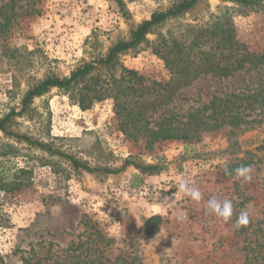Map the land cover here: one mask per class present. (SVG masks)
Here are the masks:
<instances>
[{
  "label": "rangeland",
  "instance_id": "obj_1",
  "mask_svg": "<svg viewBox=\"0 0 264 264\" xmlns=\"http://www.w3.org/2000/svg\"><path fill=\"white\" fill-rule=\"evenodd\" d=\"M19 1L20 13L31 14L21 16L0 43V117L18 105L30 86L47 75L68 76L104 56L151 13L165 10L175 0H123L124 11L115 0ZM222 6L233 8L237 39L249 52L264 53V8L203 0L161 31L205 21ZM146 38L148 44H142L137 54L123 55L116 67L98 70L101 79H118L126 68L142 76L145 84L167 82L170 74L151 50L156 36ZM259 81H264V69L243 70L227 78L201 75L177 91L169 104L149 111L150 121L170 115L185 121L213 98L253 88ZM30 114L33 120L17 118L11 128L20 137L0 133V264L54 260L71 241L79 240L83 216L97 221L102 232L115 240L113 256L136 254L132 264H242L240 249L249 231L264 218V114L248 118L256 122L232 139L236 145L230 144L229 128L224 126L196 139L161 141L150 148L120 131L111 98L81 110L68 94L52 89L34 99ZM26 139L53 143L92 167L119 169L129 160L157 165L160 171L145 176L132 165L115 175L74 171L66 161ZM246 151L252 160L251 181L223 176L225 166ZM181 179L199 188L200 201L178 191ZM212 196L232 200L231 220L206 213ZM244 209L249 210L253 226L239 233L235 222ZM154 215L162 218L160 230L145 236L140 232L143 220ZM51 260L45 264H52Z\"/></svg>",
  "mask_w": 264,
  "mask_h": 264
},
{
  "label": "trees",
  "instance_id": "obj_2",
  "mask_svg": "<svg viewBox=\"0 0 264 264\" xmlns=\"http://www.w3.org/2000/svg\"><path fill=\"white\" fill-rule=\"evenodd\" d=\"M201 1L203 0H175L165 10L151 13L147 20L130 30L126 39L114 43L104 56L84 63L68 76L47 75L37 84L30 86L18 105L0 117V133L20 137L11 129L16 119L29 116L30 120H33L30 113L34 99L57 89L68 94L69 99L81 110H87L95 103L111 98L120 131L130 138L143 140L147 148L161 141L196 139L202 132L224 126L229 128L227 134L230 144L236 145V141L232 139L248 131L251 124L256 122L255 119L249 121L248 118L264 114V81L225 98H213L208 104L189 113L185 121H178V117L170 115L162 116L159 121L152 123L151 115L148 114L149 111L169 104L177 91L187 87L201 75L227 78L243 70L264 69V53L249 52L237 39L231 15L233 8L222 6L205 21L180 23L165 33L161 31L165 26L182 19ZM222 1L241 8H264V0ZM19 2L0 0V43L21 16L31 14V11L20 13L21 8L16 7ZM115 2L120 10L124 11V1ZM148 35L156 36L150 43L151 50L168 70L170 78L167 82L145 84L142 76L126 68H122L118 79H101L98 70L112 69L119 64L121 56L137 54L142 44H148ZM26 140L50 156L66 161L74 171L115 175L129 165L145 176H152L160 171L157 165H140L129 160L119 169L108 166L92 167L89 162L62 151L53 143ZM227 152L236 154L231 150ZM249 155L250 152L246 151L243 157H235L234 163L227 167L231 170L240 165H251L252 160L247 157ZM109 156L107 154L105 157ZM225 175L223 171V176ZM80 224L83 231L78 235L79 240L71 241L54 260L50 257L37 261L29 259L24 261V264H45L47 260H51L52 264H132L137 259L136 254L131 257L126 252L113 256L115 240L102 232L97 221L83 216ZM161 225L162 218L154 215L143 220L140 232L151 236L160 230ZM252 226L250 221L247 226L239 228L238 232L247 233ZM249 236L246 237L247 243L240 249L242 264H264V218L249 231ZM81 237H84L83 240Z\"/></svg>",
  "mask_w": 264,
  "mask_h": 264
},
{
  "label": "clouds",
  "instance_id": "obj_3",
  "mask_svg": "<svg viewBox=\"0 0 264 264\" xmlns=\"http://www.w3.org/2000/svg\"><path fill=\"white\" fill-rule=\"evenodd\" d=\"M224 171L227 175L232 176L234 180H239L242 183H248L252 179V168L250 165H240L231 170L225 166ZM177 188L180 193H183L186 197H190L194 201H200L202 199V193L199 188L186 179H181ZM205 210L207 214L214 215L215 217L222 219L224 222H228L233 216V202L229 198L220 200L216 196H212L207 200ZM249 222V210H241L236 219L235 227H245Z\"/></svg>",
  "mask_w": 264,
  "mask_h": 264
},
{
  "label": "built area",
  "instance_id": "obj_4",
  "mask_svg": "<svg viewBox=\"0 0 264 264\" xmlns=\"http://www.w3.org/2000/svg\"><path fill=\"white\" fill-rule=\"evenodd\" d=\"M181 217H185V215H184V214H182V215H181Z\"/></svg>",
  "mask_w": 264,
  "mask_h": 264
}]
</instances>
